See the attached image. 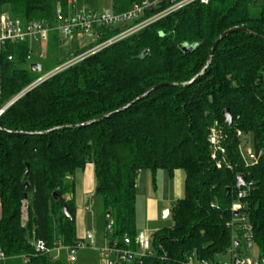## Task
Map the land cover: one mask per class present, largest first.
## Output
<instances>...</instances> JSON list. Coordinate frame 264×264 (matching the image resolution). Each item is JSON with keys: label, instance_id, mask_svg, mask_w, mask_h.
<instances>
[{"label": "trees", "instance_id": "1", "mask_svg": "<svg viewBox=\"0 0 264 264\" xmlns=\"http://www.w3.org/2000/svg\"><path fill=\"white\" fill-rule=\"evenodd\" d=\"M135 1L115 0L114 11L128 10ZM169 3L164 0L161 9ZM58 7L68 12V0H0V12L25 22L54 24ZM240 26L264 36V0L194 1L9 105L0 114L2 264H69L41 253L34 241L51 248L78 243L75 176L88 163L95 167V193L102 198L106 224L114 220L111 237L119 240L137 233L140 172H185L184 195L170 208L173 224L152 233V253L142 264H183L192 255L218 264L225 252L240 250L243 216L252 244L264 256V39L245 31L227 35L206 72L187 84L203 69L221 34ZM121 29H101L96 43ZM183 45L193 49L185 51ZM28 52L26 43L16 42L1 56L0 110L38 77L27 64ZM161 83L174 84L117 111ZM226 108L231 124L223 115ZM216 122L225 152L214 157L210 134ZM248 135L256 162L244 156ZM238 174L246 175L241 189Z\"/></svg>", "mask_w": 264, "mask_h": 264}, {"label": "built area", "instance_id": "2", "mask_svg": "<svg viewBox=\"0 0 264 264\" xmlns=\"http://www.w3.org/2000/svg\"><path fill=\"white\" fill-rule=\"evenodd\" d=\"M164 0H137L131 8L121 12L116 11H93L87 8L79 9L76 4V0H68V12H64L61 7L57 8L55 23L51 24L46 20H32L29 22L23 21L21 17L13 16L9 12H0V60L1 56L5 53V50L10 43H26L29 47V52L26 57L27 64L33 61V44L46 43L49 41L53 32H57L64 39L70 35L81 31L88 33L96 38L101 29L109 28L114 29L118 26L122 29L111 36L103 39L92 48L84 51L81 54L60 63L57 67L44 74L38 76L32 81L20 94L11 100L12 104L15 100L20 98L27 90H30L55 74L71 67L72 65L83 60L87 56H90L98 51L103 50L111 46L112 44L127 38L128 36L144 29L150 24L164 18L170 13L177 11L178 9L194 2L200 1L201 3H208L209 0H166L170 1L169 5L162 8ZM153 10V11H152ZM42 56V55H41ZM8 59L12 60L13 55H8ZM31 66V64H30ZM29 66V67H30ZM240 134V132H239ZM222 136V130L219 124L216 122L211 128L210 141L215 146V153L213 156H217V152H225V149L220 145V139ZM245 158L249 161L257 160V156L253 150H246L244 154ZM219 161L218 166H221ZM243 194V192H241ZM237 205V206H236ZM240 204H234L233 208L238 210ZM243 221L242 227L244 230V236L246 240L249 238L250 226L244 221V216L240 218ZM235 220L228 223L233 225ZM114 220H109L106 225V239L105 244L100 248L101 255L105 258L107 264H142V258L151 254L152 248V235L147 231L137 232L135 237L130 235H124L122 240L113 239ZM250 239V238H249ZM248 239V240H249ZM86 240H89L92 244L94 235L91 232H87L84 238H80L78 243L74 246H64L70 251L69 261H76V250L79 247H85ZM34 245L38 251L43 254H52L53 258H57L54 255L55 247H49L44 240L38 239L34 241ZM60 246L57 247V249ZM6 259L4 251L0 248V264ZM27 260V259H26ZM188 264H212L206 259H196L193 255L187 260ZM218 264H264V256H235L230 261H221Z\"/></svg>", "mask_w": 264, "mask_h": 264}, {"label": "rangeland", "instance_id": "3", "mask_svg": "<svg viewBox=\"0 0 264 264\" xmlns=\"http://www.w3.org/2000/svg\"><path fill=\"white\" fill-rule=\"evenodd\" d=\"M114 3L115 0H76L79 9L87 8L100 12L114 11ZM96 44L95 37L81 31L70 35L63 43H59L58 45L47 42L35 43L33 44V61L43 63L42 70L35 73L37 76H40L57 67L59 65L57 64L58 61H66L80 51L95 46ZM31 63L29 62V66ZM246 138V150L250 149L254 151L253 136L248 135ZM86 174L87 181H92L90 170ZM84 176L85 172L83 173V171L79 170L75 177V200L77 207L81 209L79 222L77 223V234L79 238H84L87 232H91L94 235V240L92 244H89L91 242L86 240L87 245L85 247L77 248V262L74 261L72 263L69 261L70 251L64 245H60L58 249L55 247L54 255L64 259L69 264H107L100 252V248L104 245L106 239L107 225L105 216L103 215L102 198L96 195L95 191L91 193L83 192L82 181ZM184 181L185 172L182 169L175 170L173 176L166 169H159L156 173L150 169H143L140 172L137 181V232L147 231L153 233L161 227L171 226L173 224L171 213L166 214V210H170L172 204L178 198L183 197ZM152 201H156L158 211L156 212L157 214L149 216V206ZM27 217V201H24V222L27 221ZM239 240L241 242L239 246L240 250L235 253L236 256H258L260 250L255 243L249 246L245 238ZM233 257L234 254L229 252L219 259H222V261H230Z\"/></svg>", "mask_w": 264, "mask_h": 264}, {"label": "water", "instance_id": "4", "mask_svg": "<svg viewBox=\"0 0 264 264\" xmlns=\"http://www.w3.org/2000/svg\"><path fill=\"white\" fill-rule=\"evenodd\" d=\"M152 11H153V10H152ZM238 31H245V32H247V33H249V34H251V35H254V36H256V37H261V38L264 39V36L260 35L259 33L254 32L253 30L249 29L248 27L240 26V27H235V28L228 29L227 31H225L224 33H222L221 36H220V37L215 41V43L213 44V47H212V49H211V51H210V58H209V60L207 61V63L205 64V66L203 67V69H202V70H201V71H200V72H199L194 78H192L190 81H188L187 84H191V83H193L194 81H196L200 76H202V75L206 72V70L208 69V67L210 66V64H211V62H212V59H213V56H214L215 49L217 48V45H218V43L220 42V40H222V39H223L224 37H226L227 35H229V34H231V33H233V32H238ZM98 37H99V35H98ZM182 49L185 50V51H191V50L193 49V47L190 46V45H183V46H182ZM42 65H43L42 62H33V63H31L30 68H31V70L34 71V72H39V71L42 70ZM172 84H174V83H161V84H157V85H155L151 90H149L148 92H146V93L143 94L142 96H140V97H138L137 99H135L133 102L129 103L128 105H126L125 107H123V108H121V109H119V110H117V111H120V110H122V109H124V108H128V107H129L131 104H133L134 102L140 100L141 98H144V97L148 96V95L150 94V92L153 91V90H156V89H158V88L164 87V86H166V85H172ZM10 103H11V101H10L9 103H7V104L4 106V108H2V109L0 110V114H1V113H2V112H3V111H4L9 105H11ZM117 111H116V112H117ZM111 115H112V113L107 114V115H105V116L99 118V120L104 119V118H106V117H110ZM223 115H224L225 119L229 122V124H231L232 121H233V118H232L231 111H230L229 108H226V109L224 110ZM94 121H97V120H94ZM89 123H90V122L85 123V124H82L81 126L88 125ZM63 127H64V126H62V127H55V128H53V129H51V130H49V131H54V130H57V129H60V128H63ZM40 133H44V132H34L33 134H40ZM245 185H246V175H244V174H238L237 177H236V186H237V188H238V189H241V188H242L243 186H245ZM53 195H54V197L57 198L58 200H61V197L58 195L57 192H54ZM169 211H170L169 209L166 210V214L169 213ZM63 212L70 216V213H69V211H68V207H67L66 204L63 205ZM107 215L110 216V212H108ZM247 243H248V245L250 246V245L252 244V240L249 239V240L247 241ZM237 245H238V242H236V246H237ZM226 254H227V252L224 253V255H226Z\"/></svg>", "mask_w": 264, "mask_h": 264}, {"label": "crops", "instance_id": "5", "mask_svg": "<svg viewBox=\"0 0 264 264\" xmlns=\"http://www.w3.org/2000/svg\"><path fill=\"white\" fill-rule=\"evenodd\" d=\"M65 40L66 39L62 38L59 33L53 32L51 34L50 39H49V41L47 43H54L55 45H58L59 43H63ZM88 170H90V172H91V179H92V181H90V182H88L87 179H86V175H87L86 173L88 172ZM94 170H95L94 164L93 163H88L86 165V167H85V170L83 171V173L85 172V176H84L83 181H82V184H83L82 185V188H83V192L84 193H91V192L96 191V181H95V173H94ZM150 204L151 205L149 206V216L150 215H153V214H157L156 212L158 211V206H157L156 201H152ZM0 208H1V206H0ZM80 211H81V209L78 208L77 209V213H76L77 214L76 215L77 216V223L79 222V214H80ZM169 214H170V211H169ZM151 235H152V233H151ZM104 244H105V241H104ZM252 245L253 244H251L250 246H252ZM232 253L235 255L234 252H232ZM220 261H222V259H220ZM183 264H188V263H183Z\"/></svg>", "mask_w": 264, "mask_h": 264}]
</instances>
